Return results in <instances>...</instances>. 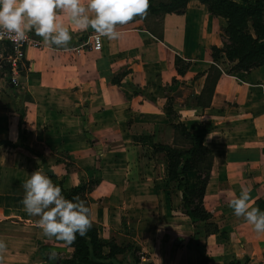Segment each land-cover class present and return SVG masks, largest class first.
<instances>
[{
    "label": "rangeland",
    "instance_id": "obj_1",
    "mask_svg": "<svg viewBox=\"0 0 264 264\" xmlns=\"http://www.w3.org/2000/svg\"><path fill=\"white\" fill-rule=\"evenodd\" d=\"M188 1L184 4V0H153L147 13L143 17L136 16L133 20H141L145 27L160 36L165 18L174 19L171 15L183 13ZM235 1L242 3L241 0ZM192 2L199 4V8L204 11L201 21L203 31H212L209 37L214 40L222 39V28L226 26V20L212 15L200 0H192L190 4ZM82 3L86 6V0H82ZM261 16L264 23V6ZM172 24L181 25V21ZM73 27L77 30L72 36L76 40L81 39L80 43L88 40L89 35L95 32L91 28L79 29L74 24ZM248 31L252 32V29L249 27ZM173 35L175 34L171 32V38ZM105 41L110 45L111 40L106 38ZM43 44L41 50L73 47L72 42L66 47ZM84 46L92 50L88 44ZM203 49L204 47L201 48V53ZM206 52L200 67L208 68L213 61L224 71L231 68L232 64L224 57L211 59L213 51L206 49ZM7 54V48L0 44V74L8 83L10 66L6 61ZM157 59L151 52L143 54L141 60L144 73L151 71V63ZM175 67L179 72L186 69V65L178 58L175 60ZM27 68L28 65L24 63L19 74L24 73ZM130 71L131 68L127 65L121 67L114 76L115 80L120 85L121 81L124 84L129 82L131 75L124 76ZM15 81L17 82L13 86L18 91L6 87V91L3 90L6 99L0 103V241L6 245L0 251V264H54L56 258L61 261L72 259L74 242L68 244L54 237H45L36 225L38 217L30 216L24 211L21 203L23 183L37 168L43 169L46 174L47 170L54 172L67 193L75 187L79 188L77 196L91 210L92 228L106 244L102 249L103 253L109 252L108 246L117 251L131 244L139 249L141 264H212L219 259L215 253L217 247H223L229 239L222 235L223 242L215 244L214 237L219 241V236L226 228L230 229L229 225L236 217L228 203L240 191L235 193L236 186L231 182L240 180L243 170L240 166L245 163V159L248 160L245 154H240L244 150L242 143L238 141L245 134L243 124L225 125L217 122L215 125L214 122L218 120L208 114L201 119L200 129L206 131L205 145L209 152L201 151L191 158V164L195 168L185 174L190 192L182 199L178 183L168 177L166 150L167 147L182 151L190 148V145H168L171 136L174 138L172 125L179 115L191 117L200 112V109L193 106L190 97L186 101L183 89L177 88L179 84L183 87L182 82L185 83L186 80H172L167 85L157 83L155 87L148 88L146 85L130 86L129 83L130 92L139 95L146 102L145 107L138 106V103L142 104L138 100L140 98L133 99L126 111H122V105L119 113L121 125L114 126V135L110 136L111 140L105 141H98L96 136L81 134L79 124L78 130H73V118L68 115L69 94H58L57 90L48 87L45 92L47 99L39 102L37 109L32 110L23 103L31 98L20 88V77ZM162 110L167 116L162 125L145 124L146 119L153 117L155 112L162 114ZM19 118L23 124L31 123L37 129L33 134L41 137V140L36 141L28 138L24 142L28 148L16 146L18 140L15 135L18 131L12 121L16 122ZM186 124L191 131L192 124ZM22 129L20 131L24 134L26 130ZM262 129L264 133V127ZM111 130V126H108L99 128L98 132L110 135ZM11 134L14 140H3ZM35 153L41 154L44 161ZM234 164L237 165L233 168L236 173L230 177V165ZM208 172V188L207 183L202 188ZM226 174L228 178L225 177ZM230 187L233 189L230 190ZM189 212L194 213L196 219L189 217ZM179 248H182L180 253ZM188 250L192 260L186 262L181 257V252ZM53 252L56 254L55 259L49 258L50 262L47 261L46 255L50 256ZM124 255L130 256V250L118 253L117 256L121 259Z\"/></svg>",
    "mask_w": 264,
    "mask_h": 264
},
{
    "label": "crops",
    "instance_id": "obj_2",
    "mask_svg": "<svg viewBox=\"0 0 264 264\" xmlns=\"http://www.w3.org/2000/svg\"><path fill=\"white\" fill-rule=\"evenodd\" d=\"M190 1L192 0L188 1L183 13L171 15L175 17L174 19L165 18L160 36L145 27L141 20H132L121 27L117 26L116 30L120 35L117 39L111 40L110 45L108 41H105V37H101L102 47L99 51L84 48L87 44L90 47L91 37L96 32H92L88 40L82 38L85 41L81 43V39L76 40L73 37L70 41L73 47L69 49L41 50L37 47H27L24 62L28 68L24 73L17 75V78L20 77V88L31 98L30 101H23V103L29 105L32 110L37 109L38 103L47 99L45 92L48 87L57 90L58 94L67 93L69 94L67 103L70 107L68 115L73 118V130H78L79 124L82 128L81 134L96 136L98 141H105L111 140L110 136L114 135V126L121 125L119 119L121 106H124L122 111H126L133 99L140 98L139 95L130 92L129 83L130 86L146 85L148 88L155 87L157 83L167 85L172 80H186L185 83L182 82L183 87L179 84L177 88L183 89L182 94L186 97V101L190 97L193 100V106L200 109V112L191 117L179 115L174 123L181 122L187 127L186 123L190 122L193 126L191 132L197 131L201 128V119L208 114L211 118L218 120L214 122L215 125L217 122L225 125L236 123L244 125V137L238 141L242 143L244 150L240 154H245L248 160L245 159V163L240 166L243 169L240 180L231 183L236 186L235 193L241 189H247L251 197L250 206L257 207L255 201L264 200V133L262 129L264 115L259 114L264 113V64L249 71H224L218 66L222 73L216 82L211 101L205 107L199 106V94L209 68L203 67V69L200 63L205 60L206 49L211 51L212 47L221 48L222 39L214 40L209 37L212 31H203L201 21L204 11L199 8V4L196 2L190 4ZM88 14L92 15V13ZM57 21L68 27L71 34L76 32L77 29L73 27V22L64 10H57ZM179 21L181 25L173 26L172 23H179ZM27 32L44 42L43 38L35 37L34 31ZM171 32L175 34L172 38ZM202 47L204 49L201 53ZM146 52L153 53L158 59L151 63V71L144 73L141 59ZM176 58L186 65L184 72H179L175 67ZM210 58L212 59L211 55ZM125 65L129 66L131 71L124 77L129 75L131 77L129 82L124 84L121 81L120 85L114 76ZM191 70L192 73H189ZM7 81L8 83L0 74V103L6 99L3 93L6 87L18 91L9 79ZM138 100L142 103L141 105L138 103V106L145 107L146 102L142 98ZM63 102L65 103V100ZM156 113L158 112L146 119L145 124L162 125L167 116L164 110L162 114L156 115ZM14 124L18 131L15 135V139L18 140L16 146L28 148L24 143L28 138L32 141L41 140V137L38 138L33 134L37 132V129H34L31 123L23 124L19 118L16 122L12 121V125ZM108 126L112 128L110 135L98 132L99 128ZM22 128L26 130L24 134L20 131ZM9 136L3 140L10 142L14 140L12 134ZM66 137L65 135V139ZM170 139L168 145H173L174 138L171 136ZM35 155L44 161L41 154L35 153ZM230 166L232 173L230 172L229 176L231 177L233 173H236L233 168L237 165ZM225 177L228 178V174ZM208 185L207 183V188ZM229 189L232 190L233 187ZM229 228H226V231L219 236V241L217 237H214L215 244L223 242L222 235L229 239V242L227 240L223 247L221 245L217 247L215 253L219 259L212 264H253L264 255V233H257L243 217H235ZM238 230H241L240 233ZM181 249H178V253ZM181 254V257L187 260L186 262L192 260L189 250ZM45 258L49 261L50 256L46 255ZM56 259L54 264H57ZM59 264H62L61 259Z\"/></svg>",
    "mask_w": 264,
    "mask_h": 264
},
{
    "label": "clouds",
    "instance_id": "obj_3",
    "mask_svg": "<svg viewBox=\"0 0 264 264\" xmlns=\"http://www.w3.org/2000/svg\"><path fill=\"white\" fill-rule=\"evenodd\" d=\"M58 9L64 10L79 29L91 28L98 37L114 40L120 35L117 25L147 13L148 0H86V6L82 0H0V39L6 37L16 44L24 41L31 30L46 44L68 46L73 36L68 27L57 21ZM23 189L24 211L38 217L36 225L45 237L71 244L77 235L85 236L92 227L91 210L85 201L79 196L65 198L43 169L34 170L24 181ZM250 199L249 191L241 189L228 207L257 233H264V211L251 207ZM5 247L0 241V251ZM55 257L54 252L50 254V259Z\"/></svg>",
    "mask_w": 264,
    "mask_h": 264
},
{
    "label": "trees",
    "instance_id": "obj_4",
    "mask_svg": "<svg viewBox=\"0 0 264 264\" xmlns=\"http://www.w3.org/2000/svg\"><path fill=\"white\" fill-rule=\"evenodd\" d=\"M152 1L148 0V8ZM187 1L184 0L183 3L185 4ZM200 1L207 6L212 15L226 20V26L222 28V47H212V58L224 57L227 62L232 64L229 69L230 71H249L252 68L263 65L264 23L262 22L261 9L264 6V0H241L242 3L235 0ZM249 27L252 29V32L248 31ZM221 73V69L215 62L209 66L199 94V106L205 107L210 103L216 82ZM8 79L10 81L9 74ZM172 127L174 129L173 145L175 147L190 145V148L186 151L173 147H167L166 150L168 177L178 183L181 198L184 199L186 193L190 192L186 185L185 174L195 168L191 164V158L201 151L209 152L205 145L206 131L198 129L191 132L181 122L174 123ZM209 174L210 172L206 173V179L202 188L205 187ZM47 175L54 184L61 188L62 195L65 198L72 199L73 196L78 195V187L73 188L70 193H67L62 188L55 174L48 171ZM255 205L264 211V200H256ZM188 216L193 220L196 219V216L192 212H189ZM73 242L72 259L62 261V264H141L139 259L140 251L131 244L125 245L117 251L112 246H108L109 252L107 254L103 253L102 249L106 244L99 238L97 231L92 227L85 236L81 237L77 235ZM127 249L130 250L131 255L135 254L134 257L124 255L120 259L117 256L118 253H125ZM129 257H131V262L129 261Z\"/></svg>",
    "mask_w": 264,
    "mask_h": 264
},
{
    "label": "built area",
    "instance_id": "obj_5",
    "mask_svg": "<svg viewBox=\"0 0 264 264\" xmlns=\"http://www.w3.org/2000/svg\"><path fill=\"white\" fill-rule=\"evenodd\" d=\"M90 47L94 51L101 50L102 41L101 37H98V34L95 33L91 37ZM0 44L7 47V56L6 61L10 66L9 78L10 82L13 85L19 74V70L22 65H24L25 50L27 47H37L42 48L44 46L41 40L34 38L29 32L26 33V39L24 41L13 44L8 38L0 39ZM254 264H264V255L257 260Z\"/></svg>",
    "mask_w": 264,
    "mask_h": 264
},
{
    "label": "water",
    "instance_id": "obj_6",
    "mask_svg": "<svg viewBox=\"0 0 264 264\" xmlns=\"http://www.w3.org/2000/svg\"><path fill=\"white\" fill-rule=\"evenodd\" d=\"M56 263H57V264L60 263V259H59V258L56 259Z\"/></svg>",
    "mask_w": 264,
    "mask_h": 264
}]
</instances>
